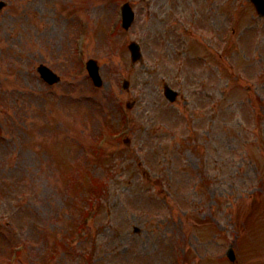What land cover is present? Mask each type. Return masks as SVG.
Wrapping results in <instances>:
<instances>
[{
  "label": "rangeland",
  "instance_id": "rangeland-1",
  "mask_svg": "<svg viewBox=\"0 0 264 264\" xmlns=\"http://www.w3.org/2000/svg\"><path fill=\"white\" fill-rule=\"evenodd\" d=\"M125 1L136 12L127 30ZM243 1L8 0L0 12V264L26 240L32 249L18 264H45L50 244L63 252L56 264H71L66 239L86 228L93 257L82 264H264V21L250 31L254 6ZM131 40L142 46L136 62ZM89 57L101 65L100 88ZM39 62L62 80L45 83ZM241 68L255 88L246 89ZM166 83L179 91L175 102ZM252 96L262 110L258 145ZM103 173L99 185L90 181ZM89 195L106 206L95 216L77 206ZM231 246L236 261L226 259Z\"/></svg>",
  "mask_w": 264,
  "mask_h": 264
},
{
  "label": "water",
  "instance_id": "water-1",
  "mask_svg": "<svg viewBox=\"0 0 264 264\" xmlns=\"http://www.w3.org/2000/svg\"><path fill=\"white\" fill-rule=\"evenodd\" d=\"M0 6H1V3H0ZM131 48L133 49V51H134V59H137L138 58V56H139V54H138V47H136V45L135 44H132L131 45ZM173 91L172 90H169L168 91V95L169 96H171V97H173V93H172Z\"/></svg>",
  "mask_w": 264,
  "mask_h": 264
}]
</instances>
